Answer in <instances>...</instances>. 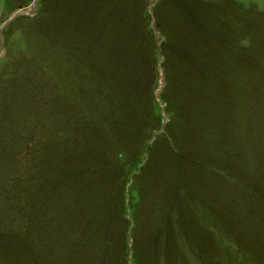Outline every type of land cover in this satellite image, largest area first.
I'll return each mask as SVG.
<instances>
[{"label": "rangeland", "instance_id": "374dc122", "mask_svg": "<svg viewBox=\"0 0 264 264\" xmlns=\"http://www.w3.org/2000/svg\"><path fill=\"white\" fill-rule=\"evenodd\" d=\"M0 264H264V0H0Z\"/></svg>", "mask_w": 264, "mask_h": 264}]
</instances>
